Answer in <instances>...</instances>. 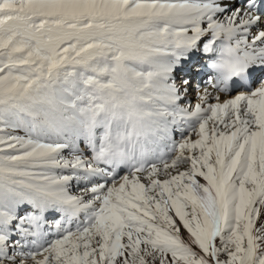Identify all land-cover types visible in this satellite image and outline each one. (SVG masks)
I'll list each match as a JSON object with an SVG mask.
<instances>
[{"label": "snow or ice", "instance_id": "1", "mask_svg": "<svg viewBox=\"0 0 264 264\" xmlns=\"http://www.w3.org/2000/svg\"><path fill=\"white\" fill-rule=\"evenodd\" d=\"M0 264H264V0H0Z\"/></svg>", "mask_w": 264, "mask_h": 264}, {"label": "bare ground", "instance_id": "2", "mask_svg": "<svg viewBox=\"0 0 264 264\" xmlns=\"http://www.w3.org/2000/svg\"><path fill=\"white\" fill-rule=\"evenodd\" d=\"M199 69H200V65L197 64L195 69H193L192 71L195 72V71H198ZM182 73L185 74V72H182ZM181 76H182V74H181ZM186 78H188V77H186ZM180 79L178 78V83L176 82L177 84H180L182 82V80H180ZM197 80H199V82L201 83L200 78L198 76L195 78V83ZM211 80L213 81V87L217 83L220 84L221 89H224L227 87V83H225L223 81L222 75L217 72L216 68H213V76L211 77ZM176 81H177V79H176ZM121 84H123L124 86L129 87V88L131 87L125 81H121ZM197 84H199V83H197ZM189 91H190V89H189ZM223 98H225V97L222 96V99ZM196 102H198L197 94L195 95V103ZM146 143L147 144L150 143V144L146 145ZM146 148L147 149L150 148L151 150H147ZM169 149H170L169 140L167 139V137L164 136L163 132L159 131L157 129V127L155 125L151 124L150 122H146L144 134L141 138L140 143L137 145V149H136L138 158L143 159L144 157H146V160H155V159L160 158L162 155H165V156L168 155ZM143 160H145V159H143Z\"/></svg>", "mask_w": 264, "mask_h": 264}, {"label": "rangeland", "instance_id": "3", "mask_svg": "<svg viewBox=\"0 0 264 264\" xmlns=\"http://www.w3.org/2000/svg\"><path fill=\"white\" fill-rule=\"evenodd\" d=\"M181 74H184V73H182V72L176 73V77L180 79L182 77ZM117 76H118V80L120 83H121V81H125L130 86H132V81L129 79L127 72L123 68L118 70ZM194 83H195V81H194ZM196 83H200L199 80H197ZM195 95H196V92L190 88V91L187 92L185 98L181 101V103L184 104V103L190 102V103L194 104L195 103ZM148 144H150V143H148ZM148 144L146 143V145H148ZM147 150H151V149L149 148ZM143 159L146 160V157H144Z\"/></svg>", "mask_w": 264, "mask_h": 264}]
</instances>
